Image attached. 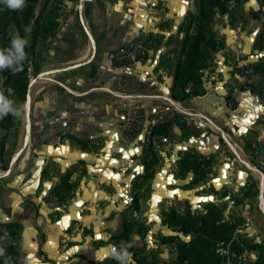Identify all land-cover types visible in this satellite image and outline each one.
Masks as SVG:
<instances>
[{
	"label": "crops",
	"instance_id": "0c3cea01",
	"mask_svg": "<svg viewBox=\"0 0 264 264\" xmlns=\"http://www.w3.org/2000/svg\"><path fill=\"white\" fill-rule=\"evenodd\" d=\"M199 1L49 0L46 11L55 8L53 31L41 33L28 53L29 81L44 67L76 68L49 73L32 86L26 153L0 177V225L20 224L18 264L28 256L38 264H101L95 253L108 245L119 248L115 236L124 220L133 222L124 245L132 253L169 233L163 210L186 202L199 211L207 202L225 200L224 191H240L250 175L257 179L263 212L264 175L255 161L264 158V97L234 90L236 105L229 108L227 96L242 82L244 66L254 70L250 82L264 86V72L254 68L264 60V47L256 44L264 32V0H227L224 12L215 8L216 47L199 79L184 88L189 96L181 99V91L173 89L175 71L184 58L183 39L194 33L191 18ZM146 34L141 60L117 65L108 58L110 50ZM33 61L44 65L31 78ZM3 82L0 71V91ZM137 115L145 118L144 129L126 140L117 124ZM150 120L157 129L165 122L168 127L152 133L146 146ZM20 127L23 121L7 131L6 150L13 140L18 144ZM5 132L0 127V134ZM187 154L196 155L205 171L198 180L200 170L181 163ZM152 160V176L140 177ZM134 196L138 210L131 208ZM24 208L33 239L28 253L20 219ZM245 224L264 237L262 225ZM159 247L171 255V244Z\"/></svg>",
	"mask_w": 264,
	"mask_h": 264
},
{
	"label": "trees",
	"instance_id": "16d2710c",
	"mask_svg": "<svg viewBox=\"0 0 264 264\" xmlns=\"http://www.w3.org/2000/svg\"><path fill=\"white\" fill-rule=\"evenodd\" d=\"M40 0H26V6L19 11L9 10L4 5H0V48H5L9 45L10 37L13 35L12 31L19 33L22 37L28 39V45L25 48L27 54L33 52L36 47V41L41 33H49L53 31V23L55 17L54 6L46 11L49 0H43V4L38 8ZM227 0H200L199 12L192 16L191 20L200 22L197 31L194 34H186L182 42V51L184 58L179 60L174 77L173 89L181 91L180 98L184 99L189 96V93L184 91V88L189 82L199 79L200 72L206 66L207 56L210 55V50L216 47L214 39L215 33L212 29V19L215 13V8L220 12L226 10ZM25 28L30 29L25 32ZM259 48L264 47V32L260 34L256 42ZM29 59L24 62V70L20 73L13 74L9 69L1 71L4 76L3 93L7 96L8 88L14 90L13 97L18 103L26 102L28 83H29ZM256 71L264 72V60L254 65ZM173 97L177 95L172 94ZM20 121L14 119L10 114L0 119V127L6 132L0 134V156L4 149V140L7 131L17 126ZM168 122L161 124L157 129V125H153L152 133L167 130ZM192 159L191 163L189 161ZM203 163H209L210 160L203 158ZM181 163L193 168L194 171L200 170L195 180L204 176L205 171L201 168V162L194 154H187ZM154 164L153 160L145 163V169L140 177H151L152 173L149 169ZM65 183L66 176L63 180ZM66 185V184H64ZM131 207L134 210L139 209V202L136 196L133 197ZM206 211L196 216L191 213L190 208L186 209L184 215L176 214L175 209L171 208L170 212H163L162 223L174 227V231L183 232L185 235L194 233V236L185 241L177 235L161 236V243L176 242L178 259L173 264H180L183 261H188V264H211L214 255L220 257L214 250V245L218 242H227L232 239V234L240 224V219L236 218L230 221H222L219 219L221 213L216 206L210 203L205 205ZM133 222L128 220L123 221V229L116 234L121 244H126L129 240L130 232ZM7 231V238L1 239L5 249V255L0 256V264H4L7 259L9 264H18L16 260L17 244L13 243V239H18L20 235V224L18 222H3L0 225V237H4ZM141 231V230H140ZM136 251V250H135ZM135 251H133L134 257ZM233 252V251H232ZM104 264H117V261L110 259ZM136 264H142L141 261L136 260ZM231 264H236L235 259H232ZM251 264H264L263 262H256Z\"/></svg>",
	"mask_w": 264,
	"mask_h": 264
},
{
	"label": "rangeland",
	"instance_id": "374dc122",
	"mask_svg": "<svg viewBox=\"0 0 264 264\" xmlns=\"http://www.w3.org/2000/svg\"><path fill=\"white\" fill-rule=\"evenodd\" d=\"M41 4L42 1H40L38 7H40ZM199 24L200 22H196L194 33L197 31ZM33 65L34 66H31V78H34L41 71V67L44 64L40 65L38 64V62L33 61ZM49 67H44L42 70H46ZM20 129L23 130L24 128L20 127ZM6 138L4 140V149L2 155L0 156L1 172L5 171L8 168L11 156L17 146V143L15 142V140H13L6 150V145H8L6 143ZM23 157L20 159V162L23 160ZM246 172L249 171L246 170ZM250 172L255 175L253 170ZM251 176L252 175H250V181H248V185L242 187L240 191H224L223 193L225 195V200L220 202H207L215 205L217 210L221 213L219 222L220 220L230 221L236 218L240 219V224L233 232L232 239L227 242H218L216 243V245H214V250L220 257L214 255V259L211 261V264H231L232 259H235L236 264H251L258 261H264V237L262 238L255 236V233H253V231L246 230L248 226L247 224H245L248 222H252L254 226L260 227V225H262L264 227V213L259 208L260 190L256 181L257 179L255 180ZM205 205L201 210L196 211L191 209L186 202L178 203L176 206H171L168 209L163 210L161 212V217L163 218V212H170L171 208L175 209L176 214L184 215L188 207L190 208L191 213L196 216L197 214H201L206 211ZM132 210L134 209L132 208ZM22 213L23 215L22 217H20V219H22L23 221L22 237H25L27 239H25L26 241L23 245V251L28 253V251L31 250L33 246V239L31 235L32 232L30 233L27 220L28 210L24 208ZM163 225L168 229V234L158 235L157 240H153L151 244H148L146 247L136 250L135 257L132 251V259L135 264L136 260L141 261L142 264H173L178 259L177 244L175 241L172 243H165L171 244V255H168V249H166V254L164 253V250L159 247V245L164 244L160 241L161 236L177 235L185 241H189L194 236V233L185 235L183 232L174 231V227L169 226L168 224ZM139 227L140 230L143 229L142 225ZM18 242V239H13V243L18 245ZM180 264H188V261L185 260Z\"/></svg>",
	"mask_w": 264,
	"mask_h": 264
},
{
	"label": "clouds",
	"instance_id": "9594fccd",
	"mask_svg": "<svg viewBox=\"0 0 264 264\" xmlns=\"http://www.w3.org/2000/svg\"><path fill=\"white\" fill-rule=\"evenodd\" d=\"M0 5H4L9 10L19 11L26 6V0H0ZM30 29L25 28V32ZM28 39L22 37L18 32L10 37L9 45L5 48H0V71L9 69L14 75L24 70V62L28 59V54L25 51L28 45ZM8 95L6 96L3 91H0V119L7 115H11L14 119L23 121L26 119L29 105L27 102H17L13 97L15 96L12 88L7 89ZM8 233L5 231L4 237L7 238ZM101 238V237H98ZM109 239L108 236L102 237ZM5 255L4 247H0V256ZM95 260L100 261L101 264L105 259L112 258L117 261V264H135L130 253L124 244L119 248L115 245H108L99 249L95 255ZM4 264H9L6 259ZM24 264H38L35 256H28L25 258Z\"/></svg>",
	"mask_w": 264,
	"mask_h": 264
},
{
	"label": "built area",
	"instance_id": "2783aa9c",
	"mask_svg": "<svg viewBox=\"0 0 264 264\" xmlns=\"http://www.w3.org/2000/svg\"><path fill=\"white\" fill-rule=\"evenodd\" d=\"M148 35L135 37L128 41L125 45L110 50L107 54L108 58L117 65H124L128 61L141 60L146 52V44ZM254 70L250 66H244L239 70V76L243 79L239 87L233 88L232 92L227 96V104L229 108H234L236 101L233 96L234 90H253L259 92L264 97V86H259L250 82V77ZM145 118L142 116H129L120 120L117 128L121 132L124 139L129 140L137 137L144 129ZM154 122L150 120L149 125L144 131V143L150 145L152 143V128ZM255 166L259 172L264 175V158L255 161Z\"/></svg>",
	"mask_w": 264,
	"mask_h": 264
},
{
	"label": "water",
	"instance_id": "95a60500",
	"mask_svg": "<svg viewBox=\"0 0 264 264\" xmlns=\"http://www.w3.org/2000/svg\"><path fill=\"white\" fill-rule=\"evenodd\" d=\"M73 68H76V65L60 66V67H56V68H51V69H48L45 71H41L34 80L29 81L27 98H26V102L28 103L29 108H28L26 119L23 120L24 132H23L21 138L19 139L18 144H17V146H16V148H15V150L11 156V160L9 162L8 168L5 171L1 172V175H0L1 178L8 176L12 172V170L14 169V167L16 165V162L20 158L19 151L21 149H23V150L26 149V147L28 146L29 135H30V117H29L30 95H31L32 86L35 84L36 81H38L40 78L46 76L49 73H53V72L61 71V70L73 69ZM261 208L264 212V207L262 205H261Z\"/></svg>",
	"mask_w": 264,
	"mask_h": 264
},
{
	"label": "bare ground",
	"instance_id": "6f19581e",
	"mask_svg": "<svg viewBox=\"0 0 264 264\" xmlns=\"http://www.w3.org/2000/svg\"><path fill=\"white\" fill-rule=\"evenodd\" d=\"M41 80H42V78H41ZM42 84H43V82H41L38 86H36L35 89H34V91L32 92V94H35V93L40 89V87L42 86ZM23 125H24V124H23ZM26 150H27V147H26V149H24V150L21 149V150L19 151L20 158H19V160H18V163H20V159L25 155Z\"/></svg>",
	"mask_w": 264,
	"mask_h": 264
},
{
	"label": "snow or ice",
	"instance_id": "6c2138e0",
	"mask_svg": "<svg viewBox=\"0 0 264 264\" xmlns=\"http://www.w3.org/2000/svg\"><path fill=\"white\" fill-rule=\"evenodd\" d=\"M242 130H244V129H242Z\"/></svg>",
	"mask_w": 264,
	"mask_h": 264
}]
</instances>
